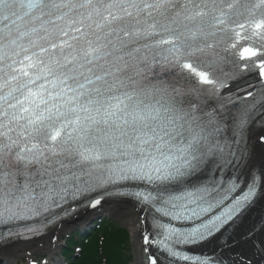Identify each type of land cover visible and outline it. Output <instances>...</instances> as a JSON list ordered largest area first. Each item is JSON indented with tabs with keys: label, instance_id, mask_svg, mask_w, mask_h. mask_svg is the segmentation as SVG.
<instances>
[{
	"label": "snow or ice",
	"instance_id": "obj_1",
	"mask_svg": "<svg viewBox=\"0 0 264 264\" xmlns=\"http://www.w3.org/2000/svg\"><path fill=\"white\" fill-rule=\"evenodd\" d=\"M257 145L264 0H0V242L118 199L134 264H264Z\"/></svg>",
	"mask_w": 264,
	"mask_h": 264
},
{
	"label": "bare ground",
	"instance_id": "obj_2",
	"mask_svg": "<svg viewBox=\"0 0 264 264\" xmlns=\"http://www.w3.org/2000/svg\"><path fill=\"white\" fill-rule=\"evenodd\" d=\"M257 134L256 130L253 131V139ZM257 150V164H260L259 153L264 150L259 145L256 146ZM264 209V200L256 205L251 213V220L246 221L244 227L250 225V223L254 220L259 219L263 213ZM102 211H117L124 218L135 217L137 215L136 210L133 208L131 202H125L118 199H114L107 203L102 201V204L98 206L96 209L86 208L79 210L74 215L69 217V219L64 220L57 227L52 229L49 233H47L44 237L34 240V241H15L8 243L6 245L0 246V261H6L8 264H17V261L23 259L24 257L32 258L34 254L45 252L49 254V258L53 261L52 264H60L59 258L57 254L60 248V242L62 240V236L66 230L70 228V226L76 223L85 224L87 221L92 220V218L98 216V214ZM125 221V220H124ZM130 223V220L128 221ZM131 236H133V229L129 227ZM243 230V228H242ZM57 236L59 239L53 244L52 237ZM205 251L209 249L205 246ZM242 250V249H237ZM136 260V258H135ZM135 262V261H134ZM134 264V263H133Z\"/></svg>",
	"mask_w": 264,
	"mask_h": 264
},
{
	"label": "trees",
	"instance_id": "obj_3",
	"mask_svg": "<svg viewBox=\"0 0 264 264\" xmlns=\"http://www.w3.org/2000/svg\"><path fill=\"white\" fill-rule=\"evenodd\" d=\"M83 235L80 230L70 234L63 251L67 264H129V234L116 227L111 219H102Z\"/></svg>",
	"mask_w": 264,
	"mask_h": 264
},
{
	"label": "rangeland",
	"instance_id": "obj_4",
	"mask_svg": "<svg viewBox=\"0 0 264 264\" xmlns=\"http://www.w3.org/2000/svg\"><path fill=\"white\" fill-rule=\"evenodd\" d=\"M263 213H264V209H263ZM111 219L112 223L114 225H116V227H123L127 230L128 234H129V240H128V253L131 254V259L129 261V264H133L135 261V253L133 251V243H132V237H131V233L129 230V227L127 226V223L124 221L125 218L119 214L117 211H102L98 214V216L92 218V220L87 221L85 224L83 223H76L72 226H70V228L68 230H66L62 236V241L60 242L61 248L59 249V252L57 254L58 258H61V250L65 244V238L67 235H69L71 232H74L76 230H85L87 227L91 226L93 223H96L97 221H99L100 219ZM43 257H47L49 258V254L45 253V252H41V253H37L34 254L33 259H35L38 263L39 261H41V259H43ZM25 258H23L21 261H17V264H27V261L24 260ZM62 259V258H61Z\"/></svg>",
	"mask_w": 264,
	"mask_h": 264
}]
</instances>
